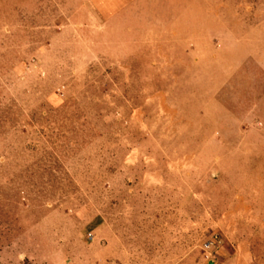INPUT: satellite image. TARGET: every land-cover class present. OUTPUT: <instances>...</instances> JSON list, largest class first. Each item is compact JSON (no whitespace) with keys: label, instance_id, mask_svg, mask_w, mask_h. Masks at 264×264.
Wrapping results in <instances>:
<instances>
[{"label":"rangeland","instance_id":"obj_1","mask_svg":"<svg viewBox=\"0 0 264 264\" xmlns=\"http://www.w3.org/2000/svg\"><path fill=\"white\" fill-rule=\"evenodd\" d=\"M262 127L264 0H0V264H212Z\"/></svg>","mask_w":264,"mask_h":264},{"label":"crops","instance_id":"obj_2","mask_svg":"<svg viewBox=\"0 0 264 264\" xmlns=\"http://www.w3.org/2000/svg\"><path fill=\"white\" fill-rule=\"evenodd\" d=\"M126 1L131 2L132 0ZM237 127L243 128L242 131L238 129V135L235 131H232L231 135L226 134L223 128H218L215 132L218 134L215 137V142L217 145H224L221 146V151L224 154L240 151V146H243L242 150L244 151L245 147L251 145L253 138L255 139L254 142H263V139L250 136L251 133H256L257 128L252 130V127L245 126V122L237 123ZM220 152L212 156L213 161L225 159V155L220 154ZM192 158V153L182 155L179 163L175 164V168H184L186 164L192 162ZM154 173L151 172L150 174ZM263 217L264 189L260 188L259 195L254 197L247 194H235L228 205L214 215L211 224V227L215 226L214 228L218 230L217 233L220 238V242L211 250L213 252L212 264H264V252L257 251L258 243L264 245ZM172 224H175L172 218H164V233L168 234L170 239H172L173 234H177L181 238L188 237L193 231L192 227H182L181 223L173 229ZM198 230L202 233L203 228L198 227V223H196V234ZM228 245L232 247L231 250Z\"/></svg>","mask_w":264,"mask_h":264},{"label":"built area","instance_id":"obj_3","mask_svg":"<svg viewBox=\"0 0 264 264\" xmlns=\"http://www.w3.org/2000/svg\"><path fill=\"white\" fill-rule=\"evenodd\" d=\"M264 222V217H263ZM220 242V238L216 232L210 233L208 239L204 240L201 243V250L203 252V257L210 260L209 256L211 255V250Z\"/></svg>","mask_w":264,"mask_h":264}]
</instances>
